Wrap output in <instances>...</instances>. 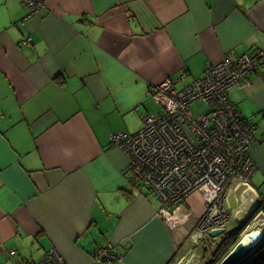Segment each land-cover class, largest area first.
Listing matches in <instances>:
<instances>
[{
	"label": "crops",
	"instance_id": "obj_1",
	"mask_svg": "<svg viewBox=\"0 0 264 264\" xmlns=\"http://www.w3.org/2000/svg\"><path fill=\"white\" fill-rule=\"evenodd\" d=\"M27 1L0 0V264L52 249L64 264H99V245L121 257L100 264L209 260L223 236L188 239L200 194L164 221L110 135L163 112L149 86L180 89L207 65L264 49V0H30L40 9L26 18ZM246 80L228 98L255 128L250 184L264 199V69ZM228 212L225 233L250 223L230 226Z\"/></svg>",
	"mask_w": 264,
	"mask_h": 264
},
{
	"label": "built area",
	"instance_id": "obj_2",
	"mask_svg": "<svg viewBox=\"0 0 264 264\" xmlns=\"http://www.w3.org/2000/svg\"><path fill=\"white\" fill-rule=\"evenodd\" d=\"M27 8L31 17L40 6L29 0ZM262 68L264 49L207 65L201 78L182 89L175 88L170 79L149 86L150 98L155 93L166 97L159 101L163 112L145 115L142 129L134 134L120 133L110 138L126 155L132 176L156 197L161 217L167 218L171 208L192 193L200 194L205 208L192 229L194 244L215 239L209 236L210 231L225 229L229 220V189L248 187L250 183L255 167L249 147L255 128L240 121L227 95L232 87L248 86V76ZM184 77L182 71L180 79ZM197 100L208 111L194 117L190 106ZM14 252L10 251L9 256ZM93 258L97 263L121 259L110 253V245L99 248ZM188 261L185 259L184 264ZM29 264L64 263L52 249Z\"/></svg>",
	"mask_w": 264,
	"mask_h": 264
},
{
	"label": "rangeland",
	"instance_id": "obj_3",
	"mask_svg": "<svg viewBox=\"0 0 264 264\" xmlns=\"http://www.w3.org/2000/svg\"><path fill=\"white\" fill-rule=\"evenodd\" d=\"M163 99H166V97L159 94V93H155L153 96V100L159 104H160L159 101H162ZM159 104H155L154 108L152 110L153 111H155V110L161 111L162 109H161ZM204 110H205V108L199 102L193 103L190 107V111L194 117L197 116L198 113H202ZM142 123H141L140 127H138L136 129L135 132H138L139 130L142 129V127H143ZM135 132H133V133H135ZM120 133L121 132H117L116 134L113 133L110 135V138L113 135H119ZM257 198H258V194L254 191V189H252L250 183L248 184V187L241 186V187L237 188L236 190L234 189V187H232L231 189H229V191L227 193V202H228V206H229L230 217L233 218L230 220V226H234V224L237 223L236 219L237 220L243 219L247 214L246 212L250 209V207H252L254 205V208L251 210V213H250V219L252 221L247 226H245L244 229L241 231V233L239 235V240L244 235H246L247 233H249V232H251L257 228L258 229L261 228V226L264 224V215L263 214L261 215L260 213H258V215H256L255 217L253 215L254 211L257 209V201H256ZM228 227H229V225H228ZM225 231H226V229H225ZM212 246H211V248H212ZM211 248L208 247L206 250L210 251V250H212Z\"/></svg>",
	"mask_w": 264,
	"mask_h": 264
},
{
	"label": "trees",
	"instance_id": "obj_4",
	"mask_svg": "<svg viewBox=\"0 0 264 264\" xmlns=\"http://www.w3.org/2000/svg\"><path fill=\"white\" fill-rule=\"evenodd\" d=\"M259 72V71H258ZM258 72H256L255 74H257ZM254 75V74H252ZM199 79V78H197ZM194 79L193 81L197 80ZM192 81V82H193ZM191 82V83H192ZM189 85V84H188ZM187 86V85H186ZM186 86H183L182 88H185ZM176 88V87H175ZM180 88V89H182ZM233 88V87H232ZM231 89V88H230ZM230 91V90H229ZM229 96V92L227 95V101L230 104V100L228 98ZM195 102H199L201 103V105L205 108V110L202 113H207L208 109L207 107L204 106V104L202 103L201 100H197ZM193 102V103H195ZM192 103V104H193ZM191 104V105H192ZM231 106V104H230ZM191 107V106H190ZM233 108V106H231ZM234 109V108H233ZM237 111V110H236ZM238 113V112H237ZM200 114V113H198ZM240 118V117H239ZM240 121L244 122L243 119L240 118ZM242 122V123H243ZM246 124H248V122H244ZM251 125V124H248ZM127 135H131V134H127ZM253 138H254V132L252 133ZM252 145V144H251ZM251 147V146H250ZM249 147V149H250ZM254 165V164H253ZM130 182L132 185H134V180L130 179ZM160 207H158L159 209ZM176 207L171 208V210L169 211V214L167 215V218L161 217L160 216V212L158 210V216L160 218H162L164 221H168L172 215V211L175 209ZM173 209V210H172ZM258 213H262L264 214V199H261L260 197L258 198V202H257V209L254 211V216ZM251 221L250 219V215L242 222L243 225H247L249 222ZM244 229V227H240L237 229H233V230H229L227 231L224 236L223 239L221 240V242L219 243V245L216 246V252L213 255V258H210L209 260H206L203 264H218L220 263V261L229 253V251L234 247V245L238 242L239 240V235L241 233V231ZM48 252L45 251L44 254ZM24 260H29V261H24ZM24 260H19L18 262H24V264H28L31 263L33 261V259H24ZM236 264H264V239L259 243V245L257 246V248L246 258H244L243 260L239 261Z\"/></svg>",
	"mask_w": 264,
	"mask_h": 264
},
{
	"label": "water",
	"instance_id": "obj_5",
	"mask_svg": "<svg viewBox=\"0 0 264 264\" xmlns=\"http://www.w3.org/2000/svg\"><path fill=\"white\" fill-rule=\"evenodd\" d=\"M26 18H30L28 12ZM224 230H214L209 232L211 238L222 236ZM264 239V230L255 229L244 235L229 251V253L220 261L219 264H236L249 256Z\"/></svg>",
	"mask_w": 264,
	"mask_h": 264
},
{
	"label": "flooded vegetation",
	"instance_id": "obj_6",
	"mask_svg": "<svg viewBox=\"0 0 264 264\" xmlns=\"http://www.w3.org/2000/svg\"><path fill=\"white\" fill-rule=\"evenodd\" d=\"M248 212V211H247ZM246 212V213H247ZM245 213V214H246ZM246 219V216L243 218V219H241V220H245ZM191 233H192V230L190 231V233H189V235H188V239H189V241H190V243H191V245H192V247H194L195 246V244H194V242H193V240H192V238H191ZM208 241H210L211 243H213V241L212 240H207V239H204V240H202V242L204 243V245H205V242H208ZM213 245V244H212ZM111 249H112V246L110 245V253L112 254V251H111ZM212 250H210L211 252H210V258H213V255H214V253L216 252V246H215V244L212 246V248H211ZM112 255H114V254H112ZM114 256H116V255H114ZM204 263V262H203ZM202 263V264H203ZM201 264V263H200Z\"/></svg>",
	"mask_w": 264,
	"mask_h": 264
},
{
	"label": "clouds",
	"instance_id": "obj_7",
	"mask_svg": "<svg viewBox=\"0 0 264 264\" xmlns=\"http://www.w3.org/2000/svg\"><path fill=\"white\" fill-rule=\"evenodd\" d=\"M258 198H259V197H258ZM258 198L256 199L257 202H258ZM253 208H254V205H253L252 207H250V209L248 210V212H247V214H246V218L250 215L251 210H252ZM260 214L262 215V213H260ZM256 215H258V214H256ZM256 215H255V216H256ZM263 215H264V214H263ZM255 216H254V217H255ZM239 221L243 222L244 220H239ZM251 221H252V220H251ZM251 221H250V222H251ZM257 229H258V228H257ZM259 229H263V230H264L263 225H262L261 228H259ZM221 230H224V234H225V229H221ZM224 234H223L222 236H224ZM219 237H220V236L215 237V239H210V240H212V241H214V240H215V241H218V238H219ZM201 242H202V241H201ZM217 245H218V244H217ZM217 245H216V246H217ZM101 247H102V246L99 245V248H101ZM99 248H98V249H99ZM98 249H96V251L93 253L92 256H94V255L96 254V252H97ZM14 254H15V252H14ZM189 258H190V257H189ZM189 258H188V259H189ZM99 264H100V263H99ZM182 264H184V262H183ZM185 264H186V263H185ZM218 264H219V263H218Z\"/></svg>",
	"mask_w": 264,
	"mask_h": 264
}]
</instances>
